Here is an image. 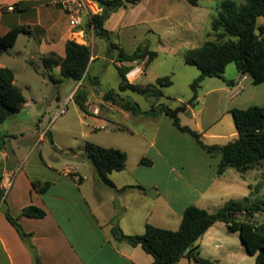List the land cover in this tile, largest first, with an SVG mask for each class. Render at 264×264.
I'll return each mask as SVG.
<instances>
[{"label": "rangeland", "instance_id": "rangeland-1", "mask_svg": "<svg viewBox=\"0 0 264 264\" xmlns=\"http://www.w3.org/2000/svg\"><path fill=\"white\" fill-rule=\"evenodd\" d=\"M220 1L200 0L198 9L201 12L197 13L196 20L191 22V24H196L198 40H204L205 36L211 32V21L216 16V7ZM42 5L48 11L52 10L51 14L59 33L64 31L67 26L66 16L53 5L52 0H42ZM185 8L197 10L188 5L185 0H140L136 4L125 3L106 21L105 28L109 31L107 38H99L94 32H87L82 39L71 34V39L79 44L89 45L91 55L96 56V59L90 63L88 78H96L99 83L97 88L102 92L117 91L120 83L115 67V64H119L118 49L112 48L110 43L117 44L128 53L133 52L139 45H148L150 50L155 51L157 55L145 68L144 73L138 77L136 84L154 85L159 77H170L172 84L162 88L163 96L159 99L145 97L132 91L121 93V97L137 103L142 112L149 110L155 104L173 109L186 103L192 96L190 84L199 75V70L195 66L186 65L183 62L184 52L192 48L193 44L187 38L186 32L182 31L178 17H176L177 14L175 15L174 12L178 10L176 12L181 13ZM45 14L46 12L43 13V18ZM257 24L264 26V17L258 18ZM29 29L32 35L19 34L16 44L8 49L7 53L0 55V67H7L13 71L15 84L21 89L26 101L19 112L10 116L0 125V148L3 145L8 148L11 143L13 146L18 145L22 152L42 134V139L35 145V153L40 148L42 156L47 162L60 169L64 166H74L87 176L92 174L93 168L84 152L86 142L106 148H117L126 153L128 172L139 176L141 184H146L148 179L155 177L159 180L161 189L165 187L167 194L172 197L177 195L180 189L179 183L166 179L168 164L175 167L174 174L180 172L190 175L210 172V167L200 164L198 160L211 161L212 158L204 152L201 156V150L195 139L168 124L167 116L165 118L159 114L139 113L129 120L120 118L110 120L108 118L109 122L102 125L95 121L94 117H103L81 111L72 98L73 92L76 90L75 82L62 79L55 70H46L40 59L37 51V36L45 35L47 29L41 26L34 30L30 27ZM236 73L235 65L230 63L227 65L223 77L225 80H230ZM222 83L223 80L217 77L205 78L197 89L201 101L192 106L193 114L189 110L179 113L180 124L197 131L196 123L198 122L201 126V121L205 122L206 120H204V113L213 108L215 112L222 110L225 105L220 103L215 107L211 105L210 99L204 98V92L208 88L222 85ZM88 84L92 88L96 86L93 83ZM79 90H82V86L79 87ZM258 91L260 90L257 89ZM69 95L70 97H68ZM253 102V104H264V100ZM91 103L97 107L98 115L117 108L99 97L92 99ZM63 104L66 111L60 114L58 111ZM108 115L112 117L109 113ZM131 128H134L138 134L129 133L128 130ZM233 129L234 123L231 115L225 114L217 125L201 137V140L206 144L226 143L231 139H211L209 134L216 130L228 136ZM155 131H158L157 150L150 147V141L153 139ZM143 157L149 158L154 166L152 168L146 166L137 168L138 160ZM244 175L248 183L254 184L255 180H263L260 175H264V163L261 170L257 168L245 172ZM226 177L228 180L238 179L241 175L230 168ZM239 181L238 184L237 181L230 180L228 185L232 186L231 184L236 183L235 187H228L221 191L213 190L206 194L203 199L205 210L216 212L228 200L245 199L244 197L248 196V188L242 178ZM88 186H90V182L86 185L87 189ZM259 190L258 184L255 185L252 198L248 199V203H256L264 208L262 204L264 203V188L261 189L262 194L255 195ZM235 219L260 224L264 222V212H258L251 220L245 214H238ZM176 220V216L173 214L170 219L159 226L175 231L178 229ZM214 231H216L214 240L210 241L204 237L201 241L203 252L219 258V264H254V257L245 252L237 232L228 231L221 222H217ZM193 263L190 261V264ZM179 264H186V260L181 259Z\"/></svg>", "mask_w": 264, "mask_h": 264}, {"label": "crops", "instance_id": "crops-1", "mask_svg": "<svg viewBox=\"0 0 264 264\" xmlns=\"http://www.w3.org/2000/svg\"><path fill=\"white\" fill-rule=\"evenodd\" d=\"M185 1L191 5L187 0ZM199 2L200 0H197L196 5H191L197 9L196 11L185 8L180 10L181 13L176 12L178 10L174 12L175 15L177 14L176 17H178L182 31L186 32L187 38L193 44L192 48L201 46L204 41L198 40L196 24H191L196 20L197 13L201 12L198 9ZM15 5H17L16 8ZM8 7H12V10H8ZM96 8L99 10L97 6ZM51 11L44 8L42 0H0V36L14 25H26L33 30L41 26L47 29V33L37 36V51L40 59L49 55L63 58L65 43L71 39L72 29L67 20L64 31L59 33ZM60 11L66 16L62 10ZM45 12L43 18L42 15ZM95 59L96 56H91L92 62ZM122 65H129V63H122ZM132 65L133 69L126 78L129 83H136L138 77L144 73L145 67L143 62L132 63ZM53 70L58 74L60 72L59 67ZM230 80L234 82L233 85H227L223 81L222 85L210 87L204 92V98L210 99L211 105L222 103L225 106L220 111L215 112L213 108L204 113V120H206L201 121V126L198 122L196 123L199 130L197 132L201 134V137L217 125L225 114H230L232 109H245L252 105H259L253 104V101L264 100V82L253 85L248 75L239 72ZM88 83L92 84L91 79L86 77L80 82H75L74 87L77 89L82 86L86 92V113L103 117H94L95 121L105 125L109 122L108 118L129 120L136 116L119 107L99 115L95 113L97 107L91 103L92 99L99 97L103 100L104 92L97 88L98 82L93 84L96 85L94 88ZM257 89L260 91L257 92ZM127 91H118V93L122 96L121 93ZM200 101L201 98L197 93L196 103ZM188 110L191 114L194 113L192 107H188L186 111ZM159 115L168 117L165 113H159ZM167 123L172 125L170 118ZM128 131L131 134H138L134 128ZM157 134L158 131H155L150 141V147L155 150H157ZM235 135L234 128L228 136L215 130L209 134V137L211 139H232ZM1 136L4 135L1 134ZM40 139H42V134L22 152L18 145L13 146L11 143L8 148L5 145L0 148V187L7 177H12L11 186L5 195V203L0 207V264H35L31 250L7 220L5 211L16 218L22 230L30 235L29 243L39 256L40 264H151L153 258L149 254L145 253L140 246L134 247L124 240L114 238L112 228L117 226L125 235H138L144 232L146 224L160 227L159 225L164 224L173 214L176 216L179 227L185 208L195 205L205 209L203 199L206 194L213 190L221 191L228 187H235L236 183L231 184L232 186L228 185L230 180L237 181L239 184V180L243 179L248 188V196L244 198L249 200L252 198L255 185L258 184L260 187L259 192L255 194L257 196L262 194L261 189L264 188V175H260L263 180H255L254 184L246 182L245 173L237 172L241 175L240 178L228 180L226 173L229 169L224 174L217 175L219 155L211 157V161L198 160L200 164L210 167V172L207 174L185 175L180 172L174 174L175 167L168 164L167 181L179 183L180 190L174 197L167 194L165 187L161 189L159 180L155 177L148 179L146 184H141L139 176L128 172L127 164L122 171H113L109 174V179L114 184V187H109L97 179L94 170L91 175L87 176L74 166H64L60 169L47 162L40 148L35 153V145ZM13 140H15L14 137ZM199 148L202 156L204 151L201 147ZM146 159L151 161L149 158ZM140 160L141 158L137 162V168L154 166L152 161L147 166L142 165ZM261 168L262 165L258 167L259 170ZM78 178L81 179L80 183L77 182ZM35 180L50 182L51 185L46 192L38 193L31 186V182ZM88 182L90 186L87 189ZM28 206L42 209L45 216L43 218L23 216L21 212ZM216 224L210 227L200 239L198 256L219 264V258L209 256L201 249V241L204 237L210 241L216 238V231H214ZM242 246L244 247L243 244ZM252 257L255 262V256ZM183 259L186 260V264H190L188 259Z\"/></svg>", "mask_w": 264, "mask_h": 264}, {"label": "trees", "instance_id": "trees-1", "mask_svg": "<svg viewBox=\"0 0 264 264\" xmlns=\"http://www.w3.org/2000/svg\"><path fill=\"white\" fill-rule=\"evenodd\" d=\"M92 1L98 5L100 12L92 15L88 26H93V32L97 37L107 38L109 31L105 28V23L110 16L125 3L136 4L140 0ZM187 1L191 5H196L197 2V0ZM260 17H264V0H221L217 4L216 16L211 21V32L205 36L201 46L187 49L183 55V62L186 65L195 66L199 70V75L190 84L192 96L186 103L173 109L157 105L142 112L137 103L119 95L118 91L129 90L145 97L159 99L163 96L162 88L170 86L172 81L170 77H159L154 85L143 86L129 83L126 76L133 69L132 63L143 62L146 68L157 53L150 50L148 45H139L132 53H128L117 44L110 43L112 48L118 49L119 64H115V67L120 83L117 91L104 92L103 100L134 115L165 113L171 119L172 125L177 130L192 136L205 154L210 157L220 156L217 175L224 174L230 168L241 174L257 169L264 163V104L252 105L245 109H232L230 114L236 135L223 144L204 143L200 133L180 124L179 113L194 106L197 101V89L205 78L217 77L227 85H233L232 80H225L223 77L230 63L235 65L237 72L248 75L253 85L264 82V26L257 24V19ZM19 34L30 35L29 26L14 25L1 35L0 55L7 53L8 49L15 45ZM64 50L63 58H57L54 55L42 57L44 68L52 71L59 67V75L62 79L75 82L88 77L92 56L90 46L69 39L65 43ZM122 63H129V65H122ZM91 82L95 84L98 81L94 78ZM72 98L80 110L86 113L85 90H79L78 87ZM25 102L21 89L15 84L13 71L7 67H0V125L19 112ZM84 152L92 164L97 179L109 187H114L109 174L125 169L126 153L117 148H106L90 142L85 143ZM140 163L148 166L151 161L141 158ZM80 181L81 179L78 178L77 182L80 183ZM50 185V182L39 180L31 182L32 188L38 193L46 192ZM1 197L0 188V199ZM4 203L5 199L2 205ZM260 211H264V208L256 203H248L247 198L228 200L216 212H208L191 205L184 209L180 225L175 231L146 224L142 234L125 235L117 226H114L112 235L117 240H124L131 246H140L153 258L151 264H178L183 258L199 264H214L198 256V246L205 232L215 223L222 222L228 231L238 233L246 252L255 256L254 264H264V222L253 224L235 219L238 214H245L251 220ZM21 214L31 218L45 216V212L36 206L25 207ZM5 216L31 250L34 263L40 264L39 256L29 243L30 235L22 230L18 220L7 211H5Z\"/></svg>", "mask_w": 264, "mask_h": 264}, {"label": "built area", "instance_id": "built-area-1", "mask_svg": "<svg viewBox=\"0 0 264 264\" xmlns=\"http://www.w3.org/2000/svg\"><path fill=\"white\" fill-rule=\"evenodd\" d=\"M52 3L65 13L68 25L71 27L74 37L79 36L82 39L87 32H93V26H88V22L91 21L93 14L100 12V9L98 10L96 8L98 5L95 2L92 0H53ZM7 9L11 11L12 7H8ZM65 111L66 107L63 104L58 113L63 114ZM95 113H97V109L95 110ZM11 183L12 177L10 176L5 179V182L0 187L2 190L0 207L5 199L8 188L11 186Z\"/></svg>", "mask_w": 264, "mask_h": 264}]
</instances>
